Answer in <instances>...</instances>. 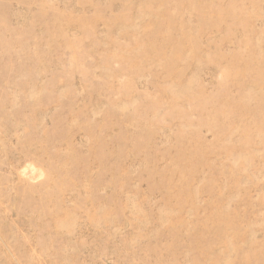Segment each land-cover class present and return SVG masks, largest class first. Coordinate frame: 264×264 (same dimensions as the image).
Listing matches in <instances>:
<instances>
[{
  "label": "rangeland",
  "instance_id": "obj_1",
  "mask_svg": "<svg viewBox=\"0 0 264 264\" xmlns=\"http://www.w3.org/2000/svg\"><path fill=\"white\" fill-rule=\"evenodd\" d=\"M0 264H264V0H0Z\"/></svg>",
  "mask_w": 264,
  "mask_h": 264
}]
</instances>
